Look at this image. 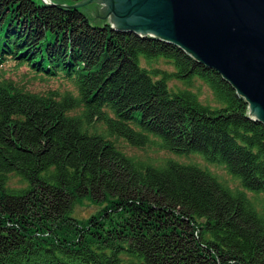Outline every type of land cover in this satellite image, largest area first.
Returning <instances> with one entry per match:
<instances>
[{
    "label": "trees",
    "instance_id": "16d2710c",
    "mask_svg": "<svg viewBox=\"0 0 264 264\" xmlns=\"http://www.w3.org/2000/svg\"><path fill=\"white\" fill-rule=\"evenodd\" d=\"M95 18L0 0V57L62 74L77 91L43 95L0 80V264H264V123L177 46ZM158 58L174 71L141 65ZM170 78L201 80L218 105L171 92ZM113 137L199 154L242 189L194 164L136 160ZM243 189L263 194L259 207ZM83 200L100 207L73 217Z\"/></svg>",
    "mask_w": 264,
    "mask_h": 264
},
{
    "label": "water",
    "instance_id": "95a60500",
    "mask_svg": "<svg viewBox=\"0 0 264 264\" xmlns=\"http://www.w3.org/2000/svg\"><path fill=\"white\" fill-rule=\"evenodd\" d=\"M42 1L177 46L219 73L247 103L248 117L264 123V0Z\"/></svg>",
    "mask_w": 264,
    "mask_h": 264
},
{
    "label": "rangeland",
    "instance_id": "374dc122",
    "mask_svg": "<svg viewBox=\"0 0 264 264\" xmlns=\"http://www.w3.org/2000/svg\"><path fill=\"white\" fill-rule=\"evenodd\" d=\"M53 1L55 3L61 4V2L64 0ZM104 22L109 24L108 21H103L102 23ZM141 65L148 68H159L167 72L174 71V67L162 58H158L151 61L142 59ZM1 75H3L6 81H10L13 85L19 86L20 88L30 92H35L39 94H48V92H56L59 95L66 93H71L73 95L77 94L76 88L73 83L65 77L57 76L48 78L45 76H41L33 72L26 65L20 67H12V65L5 64V72ZM167 86L171 92H175L177 90L185 88L189 89L198 95V98L202 103H207L211 106L218 105L209 87L197 78L192 79L188 83L174 78H170L167 82ZM96 125L98 126L99 130H104L103 125H101L100 123H97ZM112 141L114 142L115 146L119 148L125 155L131 156L136 160H141L157 167H163L168 160L177 162L179 164H194L210 172L230 190L236 191L242 189L240 181L230 175L223 165L217 163H210L199 154H176L167 150L159 149L154 145L135 147L131 146L125 139L119 137H113ZM9 185L12 187H20L25 186V183L23 184L21 179L12 177L10 179ZM243 190L245 191L246 196L251 201L255 202V204L259 207L260 201L263 198V194L256 195L254 192L245 189ZM98 207H100V205L93 204L87 200H83L75 207L72 216H77L79 218L87 217L91 212L98 209Z\"/></svg>",
    "mask_w": 264,
    "mask_h": 264
},
{
    "label": "bare ground",
    "instance_id": "6f19581e",
    "mask_svg": "<svg viewBox=\"0 0 264 264\" xmlns=\"http://www.w3.org/2000/svg\"><path fill=\"white\" fill-rule=\"evenodd\" d=\"M110 25V24H109Z\"/></svg>",
    "mask_w": 264,
    "mask_h": 264
}]
</instances>
